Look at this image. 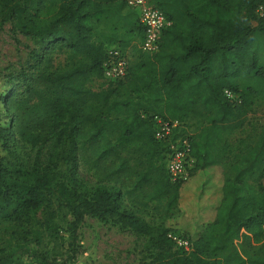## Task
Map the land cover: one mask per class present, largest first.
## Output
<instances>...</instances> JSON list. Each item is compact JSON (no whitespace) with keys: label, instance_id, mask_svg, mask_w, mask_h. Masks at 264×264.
<instances>
[{"label":"trees","instance_id":"1","mask_svg":"<svg viewBox=\"0 0 264 264\" xmlns=\"http://www.w3.org/2000/svg\"><path fill=\"white\" fill-rule=\"evenodd\" d=\"M152 2L171 21L158 51H143L123 78L94 89L89 82L105 78L109 42L127 44L120 38L135 29L142 43L137 11L124 0H0V27L10 23L15 36L37 38L34 67L45 65L33 77L10 75L24 88L1 95L10 119L8 127L0 125L1 144L15 133L38 151L29 169L11 170L0 160V219L10 222L11 238L22 240L0 250V264H23L24 244H39L47 233L59 236L56 218L64 209L74 239L88 215L146 236L139 264H264V126L234 136L264 101V65L255 49L258 33L264 37V0ZM125 9L133 11V29L116 21ZM108 28L117 41L103 39ZM55 54H64L56 65ZM153 115L180 121L178 134L189 138L195 159L188 180H170L167 147L154 138ZM85 142L119 174L135 173L136 188L148 184L170 218L184 199L195 202L197 221L176 217L153 225L123 205L121 188H83L78 152ZM61 146L70 183L58 179L52 155L41 162L43 148ZM39 211L43 217L34 221ZM169 233L189 240L191 250L176 247Z\"/></svg>","mask_w":264,"mask_h":264},{"label":"rangeland","instance_id":"2","mask_svg":"<svg viewBox=\"0 0 264 264\" xmlns=\"http://www.w3.org/2000/svg\"><path fill=\"white\" fill-rule=\"evenodd\" d=\"M134 10V9H133ZM135 11H138L135 9ZM102 33V32H101ZM103 39L108 41H117V38H111L113 30L108 28L104 31ZM109 35V36H107ZM129 42L122 44V53L128 58L129 63H135L140 59L143 52L141 47V38L138 33H128ZM100 38V37H99ZM111 43V42H109ZM118 44L119 42H113ZM120 44V43H119ZM255 49L260 55V65H264V37L262 33L256 36ZM40 52V42L33 36H26L17 33L16 36L11 30V24L5 23L0 27V125L9 126L5 104L1 95L15 96L21 93L24 85L19 83L17 78L10 79V75H18L21 71L27 76L33 77L39 69H44L41 64L38 68L34 65L37 62L36 54ZM127 52V54H126ZM55 65L63 61L64 54H55ZM109 79H95L89 82L94 89H100L107 86ZM264 126V101H259L254 105V110L249 114L247 124L243 130L235 133V138H243L255 129ZM235 139L233 138V141ZM0 140V160L8 169H29L32 167L38 145L34 146L26 142L18 134H12L7 141V146H3ZM88 142L83 143L78 154V177L81 185L87 190H92L98 183L115 189L121 188L123 195V205L133 210L140 217L153 225L170 223L173 218L178 217L184 222H196L198 219L196 213V203L184 199L173 216L167 212L165 201L151 197V190L148 184L144 187L136 188V174L126 172L119 174L116 172V165L109 161L101 162L97 159L94 152L86 148ZM84 146H86L84 148ZM4 147V148H3ZM63 146L52 148L50 151L43 148L41 152L42 165L48 163L49 157L53 156V163H57L55 170L57 177L70 183L71 166L65 164L59 157ZM136 168L135 161H131ZM203 205H207L206 202ZM43 217L42 212L34 215V221ZM71 215L67 210H62L56 218V223L60 227L59 236L53 238L48 233L41 243L31 242L22 246L20 250L23 264H54L64 262L65 264H139L144 255V244L147 237L138 234L128 227L112 222L110 219L99 218L88 215L79 224L77 237L74 239L71 234ZM10 222L0 219V250L12 249L22 240L17 235L11 238ZM177 247V246H176Z\"/></svg>","mask_w":264,"mask_h":264},{"label":"built area","instance_id":"3","mask_svg":"<svg viewBox=\"0 0 264 264\" xmlns=\"http://www.w3.org/2000/svg\"><path fill=\"white\" fill-rule=\"evenodd\" d=\"M127 7L137 9L139 21L144 28V37L141 43L142 50L153 53L158 51L163 29L171 24L165 13L152 0H124ZM129 60L121 50L108 49V56L104 62L105 78L116 80L123 78L128 71ZM227 96L233 101H240L239 95L226 89ZM154 138L166 145V171L172 182L188 180L195 167V159L191 155L189 138L179 135L181 123L178 120L165 119L153 115ZM175 245L185 251L191 250L189 240L169 233Z\"/></svg>","mask_w":264,"mask_h":264},{"label":"crops","instance_id":"4","mask_svg":"<svg viewBox=\"0 0 264 264\" xmlns=\"http://www.w3.org/2000/svg\"><path fill=\"white\" fill-rule=\"evenodd\" d=\"M133 17L135 18V16L133 15V11L125 9L124 12H122V14H120L118 16L116 21H118L119 26L124 25V26H127L129 29L130 28L133 29L134 24L131 20V19H133ZM134 20H136V19H134ZM136 22H137V20H136ZM136 30H137V28H136ZM132 31L135 32V29H133ZM119 32H124V31H122V29L120 28ZM120 39L122 42L123 40H128V37L124 36V37H121ZM108 46H109L108 49L115 48V49L121 50L123 48L122 45L114 44V43H109ZM126 54H127V52H126Z\"/></svg>","mask_w":264,"mask_h":264}]
</instances>
